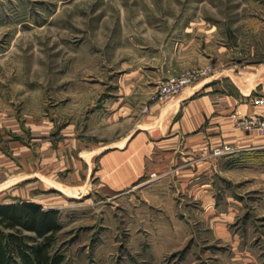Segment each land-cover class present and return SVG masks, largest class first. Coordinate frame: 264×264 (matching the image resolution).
Listing matches in <instances>:
<instances>
[{"label":"rangeland","instance_id":"374dc122","mask_svg":"<svg viewBox=\"0 0 264 264\" xmlns=\"http://www.w3.org/2000/svg\"><path fill=\"white\" fill-rule=\"evenodd\" d=\"M262 61L264 0H0V204L57 210L61 264H264V149L104 171L161 84Z\"/></svg>","mask_w":264,"mask_h":264},{"label":"crops","instance_id":"0c3cea01","mask_svg":"<svg viewBox=\"0 0 264 264\" xmlns=\"http://www.w3.org/2000/svg\"><path fill=\"white\" fill-rule=\"evenodd\" d=\"M226 76L153 101L139 134L106 159L108 184L119 190L137 181L148 162L158 157L159 147L161 152L188 147L191 153L210 155L222 145L230 146L231 154L264 149V133L238 124L242 118L264 120V103H253L264 99V62L230 68Z\"/></svg>","mask_w":264,"mask_h":264},{"label":"trees","instance_id":"16d2710c","mask_svg":"<svg viewBox=\"0 0 264 264\" xmlns=\"http://www.w3.org/2000/svg\"><path fill=\"white\" fill-rule=\"evenodd\" d=\"M60 229L57 210L30 201L0 204V264H61L63 257L50 252Z\"/></svg>","mask_w":264,"mask_h":264},{"label":"built area","instance_id":"2783aa9c","mask_svg":"<svg viewBox=\"0 0 264 264\" xmlns=\"http://www.w3.org/2000/svg\"><path fill=\"white\" fill-rule=\"evenodd\" d=\"M189 83V79L187 77L180 78H171L166 83H163L159 86V93L162 97H168L172 94L178 93L186 84ZM253 103L255 105L263 104V98L254 99ZM238 124L247 128V129H259L262 133H264V120L258 118H242L238 120ZM233 149L228 145H222L216 147L212 151L213 156H223L226 154H230Z\"/></svg>","mask_w":264,"mask_h":264}]
</instances>
